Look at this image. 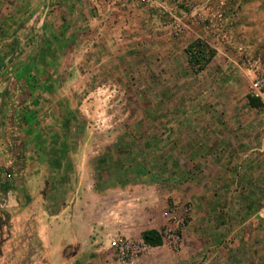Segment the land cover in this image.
<instances>
[{"label":"rangeland","instance_id":"374dc122","mask_svg":"<svg viewBox=\"0 0 264 264\" xmlns=\"http://www.w3.org/2000/svg\"><path fill=\"white\" fill-rule=\"evenodd\" d=\"M150 4L135 13L96 0H0V67L30 85V102L44 93L30 112L61 119V135L74 99L64 264H264V0ZM122 20L134 38L116 32ZM197 38L216 51L199 74L184 52ZM50 176L48 189L63 192ZM149 229L162 246L143 244ZM29 237L2 241L0 264L50 254Z\"/></svg>","mask_w":264,"mask_h":264},{"label":"crops","instance_id":"0c3cea01","mask_svg":"<svg viewBox=\"0 0 264 264\" xmlns=\"http://www.w3.org/2000/svg\"><path fill=\"white\" fill-rule=\"evenodd\" d=\"M150 5L136 3L132 10L139 13L142 6ZM93 7L96 12L102 9L95 2ZM112 8L117 9L119 6ZM124 22L125 20L118 22L124 26H119L116 32L125 29L124 33L128 35L125 39L134 38L128 34L133 24L130 21L127 22L128 26H125ZM45 23L48 22L41 17L38 25ZM117 34L119 33H114V37ZM74 35L76 34L70 36L72 41ZM100 49L103 50L104 47ZM62 50L56 49L57 53ZM101 50V56L107 54L106 50ZM60 55H63V52ZM17 73L13 66L0 67V263L5 259L1 249L5 244L2 241L20 239L26 243L31 241L29 236H32L36 243L35 248H49L50 254L45 253L43 257L32 256L29 262L53 264L54 260L51 258L54 257V251H57L58 260L55 264H64L63 250L69 246L73 237L71 233L74 223L68 202L74 200L70 185L77 164L74 144V138L77 136L67 125L70 122L68 120L74 117L71 106L74 99H70L63 115V127H66L59 135V129L55 127L59 126L56 121L61 119L55 120L49 114L41 116L34 114L35 111L30 112L40 107L39 101L44 100V93L40 92L42 98L40 97L38 102H30L32 93L27 89L30 85L21 79L22 76H17ZM50 175L54 176V185L61 186L63 183V192L61 187H56L54 191L48 189L52 184ZM40 184L46 188L39 187ZM47 201L50 202L48 205L42 204ZM55 201L61 203L54 205L52 202Z\"/></svg>","mask_w":264,"mask_h":264},{"label":"trees","instance_id":"16d2710c","mask_svg":"<svg viewBox=\"0 0 264 264\" xmlns=\"http://www.w3.org/2000/svg\"><path fill=\"white\" fill-rule=\"evenodd\" d=\"M187 64L192 72L199 74L205 71L207 66L216 57V51L200 38L191 42L184 50ZM259 53L264 61V43L259 48ZM249 104L253 108L261 109L262 103L258 98L249 96ZM141 240L145 246L155 248L163 245L162 234L155 229L145 230L141 233Z\"/></svg>","mask_w":264,"mask_h":264},{"label":"built area","instance_id":"2783aa9c","mask_svg":"<svg viewBox=\"0 0 264 264\" xmlns=\"http://www.w3.org/2000/svg\"><path fill=\"white\" fill-rule=\"evenodd\" d=\"M98 1L102 6L109 9L111 7H114L116 5L120 6L121 8H130L136 3L140 4H146V3H152L155 6H158L160 8H164V5L167 3V0H96ZM178 27V26H177ZM181 30L178 29V32ZM123 245L122 241H112L111 246L118 251L119 255L123 254Z\"/></svg>","mask_w":264,"mask_h":264}]
</instances>
